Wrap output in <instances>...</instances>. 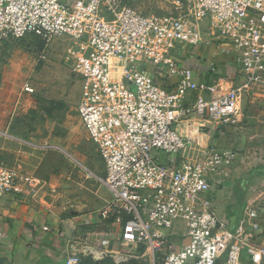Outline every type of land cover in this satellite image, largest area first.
I'll return each instance as SVG.
<instances>
[{
    "label": "built area",
    "instance_id": "2783aa9c",
    "mask_svg": "<svg viewBox=\"0 0 264 264\" xmlns=\"http://www.w3.org/2000/svg\"><path fill=\"white\" fill-rule=\"evenodd\" d=\"M188 3L186 16L161 19L121 7L120 0H0V46L29 34L74 41L69 53L83 79L77 112L103 161L110 200L92 222L106 229L83 236L58 222L65 264L85 257L115 264H243L245 254L251 264L264 260L259 207L242 205L231 221L218 215L210 196L220 184L210 182V173L235 153L213 145L203 161L186 157L191 139L175 127L192 112L199 120L236 126L239 103L262 98L264 0ZM202 33L211 43L230 45L228 61L240 80L188 107V91L206 90L197 85L194 68L206 61ZM181 45L193 46L188 59H179ZM32 182L0 161V199L33 192Z\"/></svg>",
    "mask_w": 264,
    "mask_h": 264
},
{
    "label": "rangeland",
    "instance_id": "374dc122",
    "mask_svg": "<svg viewBox=\"0 0 264 264\" xmlns=\"http://www.w3.org/2000/svg\"><path fill=\"white\" fill-rule=\"evenodd\" d=\"M188 2L120 0V6L169 19L186 16ZM73 44L67 36L46 41L29 34L0 46V161L30 176L48 211L86 236L106 229L89 221L107 205L110 191L103 161L78 116L83 79L69 53ZM256 174L257 189H246L252 205L264 185V166Z\"/></svg>",
    "mask_w": 264,
    "mask_h": 264
},
{
    "label": "crops",
    "instance_id": "0c3cea01",
    "mask_svg": "<svg viewBox=\"0 0 264 264\" xmlns=\"http://www.w3.org/2000/svg\"><path fill=\"white\" fill-rule=\"evenodd\" d=\"M202 37L204 54L200 55L203 54L206 61L195 63L194 68L197 85L205 84L206 90L197 86L188 91L184 99L188 107L194 105L197 97L211 99L236 86L240 80L235 67L228 61L230 45L218 46L215 42H209L207 33H202ZM192 48L188 45L178 46L176 52L179 59H188ZM211 64L215 65L216 71L210 70ZM160 80L168 88L172 87L170 78L161 77ZM259 90L262 95L260 100L244 98L239 103L236 126L217 125L207 119L199 120L193 112L175 124L177 129L191 139L183 152L186 157L203 161V152L213 145L235 153L233 159H225L223 165L215 166L209 175L211 183L220 181L210 192L217 213L231 221L238 207L246 202L251 204L246 199V189H257L253 186V179L257 176V168L264 166L259 156L260 152H264V86ZM258 189L256 204L253 203V206L262 205L264 211V185ZM0 214V264H65L66 243L56 233L57 227H62L63 223H58L62 219L48 211L38 192L34 190L27 194L6 195L0 199ZM262 217L264 220V212ZM63 221V226L67 228L69 222ZM89 222L92 223L93 218ZM48 224H51L52 231L41 232V227ZM243 264H251L246 254ZM258 264H264V260Z\"/></svg>",
    "mask_w": 264,
    "mask_h": 264
},
{
    "label": "trees",
    "instance_id": "16d2710c",
    "mask_svg": "<svg viewBox=\"0 0 264 264\" xmlns=\"http://www.w3.org/2000/svg\"><path fill=\"white\" fill-rule=\"evenodd\" d=\"M98 263H99V261H94V260H92V259H90L88 257H85V258L82 259L80 264H98Z\"/></svg>",
    "mask_w": 264,
    "mask_h": 264
}]
</instances>
